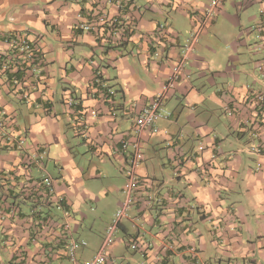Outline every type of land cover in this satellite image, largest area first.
<instances>
[{
	"label": "crops",
	"instance_id": "obj_1",
	"mask_svg": "<svg viewBox=\"0 0 264 264\" xmlns=\"http://www.w3.org/2000/svg\"><path fill=\"white\" fill-rule=\"evenodd\" d=\"M207 2L0 0V112L26 136L22 149L0 137L2 264L18 258L34 208L7 188L13 175L49 174L56 197L40 202L37 214L68 225L58 254L29 264H71L70 240L86 242L78 264L98 252L125 199L120 140ZM101 16L94 29L79 27ZM15 37L36 46L34 64L24 66ZM185 71L189 79L164 104L170 116L144 138L137 172L146 202L135 201L119 222L107 264H155L162 252L169 264H264V155L251 151L264 144V98L251 99L264 97V0H224L187 53ZM26 155L37 156L29 170ZM136 237L150 245L147 254L129 248Z\"/></svg>",
	"mask_w": 264,
	"mask_h": 264
},
{
	"label": "built area",
	"instance_id": "obj_2",
	"mask_svg": "<svg viewBox=\"0 0 264 264\" xmlns=\"http://www.w3.org/2000/svg\"><path fill=\"white\" fill-rule=\"evenodd\" d=\"M120 0H117L119 2ZM224 0H208L207 5L201 11L199 16L196 18L195 23L190 33L188 44L182 47V54L177 61L172 65L169 75L165 81L161 84L159 90L138 112L134 118V124L131 128L130 134L120 140L117 148V153L124 156L125 161L123 165V172L126 177V183L123 187L125 193V199L122 204L117 208L112 223L106 228L103 236L102 245L98 252L89 260L81 264H107L108 262V247L116 242V232L118 229L119 222L126 218L128 211L135 201L146 202L138 190L142 186L140 184V177L138 175V166L144 159L143 153V142L144 138L148 134H156L159 129L157 121L162 118H168L170 112L165 110L164 104L166 100L174 92L177 83L182 80H188L190 75L185 71L187 53L192 51V44L198 40V37L203 32L205 27L210 21L217 15V13L223 8ZM249 2L260 1V0H246ZM103 16L95 19L93 17L87 19L79 27L83 30H92L96 27L97 22L104 21ZM161 29L165 28L164 25L159 26ZM15 47H18L23 53L24 60L28 64H34L37 59V48L36 46L26 40L25 37H15L11 40ZM111 93V92H110ZM263 95L254 94L252 96L253 101L263 100ZM66 104L73 105V100L67 98ZM92 118L97 116L95 110L90 111ZM16 119L0 112V137L6 143L14 142L17 148L22 149L25 143L26 136L23 134L15 135L14 126ZM81 134L86 133L85 123H79ZM251 151L258 154L264 155V144H258L251 147ZM42 154V153H41ZM37 156L26 155L22 161L25 162L27 170L30 169L33 163H37ZM9 185L7 188H16L20 196L30 202L34 206L31 210V217L29 218V231L28 240L25 244L20 245L15 253L17 259L13 264H29L33 260H38L40 257L46 261L52 256L57 255L56 247L60 239L68 236V225L62 221L50 222L46 216H38L37 207L42 201H52L56 197L55 181L49 174H44L39 178H31L26 176L23 178L17 177L16 175L10 176ZM16 208L11 210L13 213ZM5 213H0V222L4 220ZM53 232L57 233V237L52 235ZM11 239L7 237L4 239V243L11 245ZM86 245L84 240H70L67 244L66 255L71 264H78L76 252L79 247ZM129 248L133 251H138L147 254L150 245L142 239L136 237L132 238L129 243ZM155 264H169V257L165 252L156 255ZM0 264H2L0 262ZM213 264H219L214 262Z\"/></svg>",
	"mask_w": 264,
	"mask_h": 264
},
{
	"label": "trees",
	"instance_id": "obj_3",
	"mask_svg": "<svg viewBox=\"0 0 264 264\" xmlns=\"http://www.w3.org/2000/svg\"><path fill=\"white\" fill-rule=\"evenodd\" d=\"M24 66H28V63L26 62V60H24Z\"/></svg>",
	"mask_w": 264,
	"mask_h": 264
}]
</instances>
